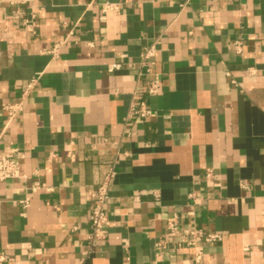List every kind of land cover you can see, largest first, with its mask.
Segmentation results:
<instances>
[{
	"label": "crops",
	"instance_id": "obj_1",
	"mask_svg": "<svg viewBox=\"0 0 264 264\" xmlns=\"http://www.w3.org/2000/svg\"><path fill=\"white\" fill-rule=\"evenodd\" d=\"M106 3L118 10L103 17ZM155 42L150 96L140 61ZM141 99L153 117H129ZM14 149L23 178L0 181V264H264V0L0 3V151ZM111 167L108 237L89 251L87 192ZM172 216L222 239L199 243L196 263L168 237Z\"/></svg>",
	"mask_w": 264,
	"mask_h": 264
},
{
	"label": "built area",
	"instance_id": "obj_2",
	"mask_svg": "<svg viewBox=\"0 0 264 264\" xmlns=\"http://www.w3.org/2000/svg\"><path fill=\"white\" fill-rule=\"evenodd\" d=\"M11 2L13 0H0L2 2ZM118 10L117 5L106 3L103 9V17L107 11ZM24 12L20 9L12 14V18L22 19L24 28L29 32H35L37 23L33 18L24 17ZM63 42L55 43L50 48H45L44 51L51 53L54 57H58L59 48ZM237 52H242V43L236 41ZM157 52L156 42L144 47L141 54L140 61V77H146L147 92L148 95L154 96L160 91L161 79L159 75L154 71L156 64L155 57ZM120 64L109 65V71H114L120 68ZM37 80L32 79L29 83L24 86V94L29 93L33 90ZM24 109V102H9L3 105V110L6 114L8 121L13 120L17 114L22 112ZM155 115V111L148 106L146 100L141 99L138 104H135L130 109L129 117L138 116L144 119L151 118ZM24 158V153L18 149H14L11 153H3L0 151V181H6L10 179L23 178L21 175V161ZM115 170L111 167L102 183L98 187H92L88 190L87 195L91 203V209L89 213L90 219V233L88 235V249L93 250L94 244L99 241H104L108 237V227L111 219L106 209L107 201L110 198V189L115 177ZM207 177H211V172H208ZM45 187L43 184L35 183L33 190ZM167 235L170 239H177L179 247H189L194 249L195 261L200 263L203 260V251L198 247L199 243H213L220 241L222 236L218 233H204L201 229L197 228H184L180 226V222L176 216L169 217L166 223ZM160 250H165V241L160 242L158 245ZM5 260V255L0 253V261Z\"/></svg>",
	"mask_w": 264,
	"mask_h": 264
}]
</instances>
